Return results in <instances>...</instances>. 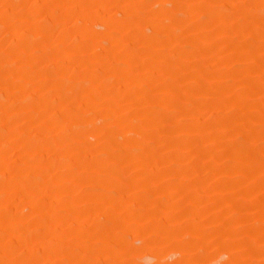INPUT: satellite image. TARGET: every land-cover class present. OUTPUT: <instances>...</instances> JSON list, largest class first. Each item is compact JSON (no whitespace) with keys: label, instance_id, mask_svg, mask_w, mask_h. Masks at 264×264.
<instances>
[{"label":"rangeland","instance_id":"374dc122","mask_svg":"<svg viewBox=\"0 0 264 264\" xmlns=\"http://www.w3.org/2000/svg\"><path fill=\"white\" fill-rule=\"evenodd\" d=\"M0 264H264V0H0Z\"/></svg>","mask_w":264,"mask_h":264}]
</instances>
